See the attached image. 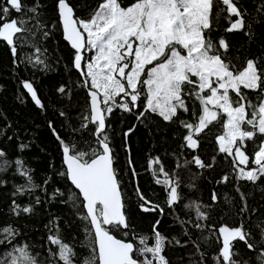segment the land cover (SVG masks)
Listing matches in <instances>:
<instances>
[{
  "label": "trees",
  "instance_id": "obj_1",
  "mask_svg": "<svg viewBox=\"0 0 264 264\" xmlns=\"http://www.w3.org/2000/svg\"><path fill=\"white\" fill-rule=\"evenodd\" d=\"M134 1L120 0V3L127 6ZM69 2L75 15L86 19L101 0ZM3 3L4 0H0V5ZM24 3L32 6L33 0H24ZM38 3L41 5L39 22L43 27H37L36 19L30 20L27 27L33 29V33L27 34V43H17L15 55L12 46L0 39V151L4 153L0 157V228L11 226L17 233L8 243L6 234L0 232V241H4L0 243V256L12 251L14 245H27L38 264H63L58 257V246L48 239L59 234L63 242L74 249V264H85L97 254L95 237L89 220L84 218L83 199L67 177L61 140L76 151L87 152L85 159L92 158L93 150L101 149L94 136L95 125L88 123L84 127L87 123L84 117L90 115L89 89L84 85L85 78L74 67L76 52L63 38L58 0H38ZM262 5L264 0H239V6L246 13L244 31L227 33L226 13L214 20L210 35L216 40L224 37L229 42L227 58L237 67L247 59L264 61ZM20 15L13 11L9 18ZM37 47L40 53L36 52ZM37 56L43 60L42 64L35 63ZM26 81L32 84L43 107L35 103L23 86ZM61 87L64 92L59 91ZM245 91L253 103H258L256 92ZM188 102L192 110H199L198 100L192 98ZM137 103L138 107L132 111L114 107L106 118V134L129 224L127 229L112 232L139 245L142 236L149 237L150 242L154 239L153 226L159 221L157 230L167 238L163 254L169 264H200L193 242L205 253L203 264H215L214 257L221 244L213 235L212 226L243 224L245 230L251 232L249 242L255 248L248 249L243 241H234V251L238 254L235 259L238 264H264L261 258L264 252L261 239L264 177L255 183L236 178L232 158L218 151L216 137L223 132L222 123L214 122L201 133L200 146L193 151L184 147L183 136L187 130L179 120L168 122L150 112L138 118L144 111L143 94ZM180 119L193 122L194 117L191 111L181 112ZM224 119L226 117H221V122ZM196 155L212 167L199 168L195 164L177 167ZM157 157L165 171L180 178L181 199L172 207L168 206L165 186L156 183L157 179H164L163 175L153 174L159 165L149 168V161ZM18 159L23 162L22 168L15 163ZM249 167L254 165L250 162ZM23 170H27V175H21ZM224 176L229 178L226 182ZM213 193L217 196L216 202L212 200ZM141 194L151 204L159 205V209L144 211ZM192 202L208 206L203 209L209 216L202 221L207 226L203 231L192 226L195 212L185 207ZM244 203L247 210L241 213ZM16 206L32 210L17 214L13 211Z\"/></svg>",
  "mask_w": 264,
  "mask_h": 264
},
{
  "label": "snow or ice",
  "instance_id": "obj_2",
  "mask_svg": "<svg viewBox=\"0 0 264 264\" xmlns=\"http://www.w3.org/2000/svg\"><path fill=\"white\" fill-rule=\"evenodd\" d=\"M40 7L38 0H33L32 6L26 5L24 0H4L0 5V39L12 46L14 55L17 43H27V34L33 33V29L27 27L30 20L36 19L37 27H43L39 22ZM13 11L21 14L19 18H9ZM28 13L32 15L28 16ZM58 13L64 38L76 50L74 66L85 77L84 85L89 89L90 115L84 117L87 121L84 127L88 123L95 125L94 136L101 149L99 152L93 150L92 158L85 159L87 152L76 151L61 140L66 174L83 197L84 218L89 220L95 233L97 254L85 264H96L97 260L99 264H169L163 254L167 238L157 230L159 221L153 226L151 242L149 237L142 236L137 245L112 234V230L127 229L129 224L123 212L120 182L106 134L107 114L112 113L114 107L132 111L138 107L137 102L143 94L144 111L138 118L150 112L168 122L179 120L187 130L183 136L184 147L193 151L200 146L201 133L214 122L222 123L223 132L216 137L218 151L232 158L238 180L252 183L260 180L264 177V61L247 59L237 67L227 58L229 42L224 37L216 40L210 35L214 20L221 13H226L227 33L244 31L246 13L239 6V0H135L127 7H122L120 0H101L86 19L75 15L69 0H58ZM90 50L95 54L86 60L85 53ZM40 51L37 47L36 52ZM35 63L42 64L43 60L37 56ZM23 86L35 103L43 107L32 84L26 81ZM245 90L256 92L258 103H253ZM59 91L65 89L61 87ZM117 97L121 98L120 103H117ZM192 98L199 101L198 111L190 108L188 101ZM190 111L193 122L180 119L181 112ZM221 117L226 119L221 122ZM2 156L4 153L0 151ZM250 162L254 167H249ZM15 163L22 168L21 160ZM154 164L159 168L153 174L164 177L156 183L165 186L167 203L172 207L181 199L180 178L165 171L159 157L149 161V168ZM187 164L212 167L198 155L177 167ZM21 175H27V170ZM228 179V176L223 177L225 182ZM28 180L31 182L30 176ZM140 198L144 201L141 205L144 211L159 209V205L151 204L142 194ZM212 200H217L215 193ZM241 200H245L243 193ZM185 207L195 212L192 226L203 231L207 226L202 221L209 219L203 209L208 206L192 202ZM31 210L19 206L13 209L17 214ZM246 210L244 203L240 211ZM0 232L6 234L8 243L17 235L11 226L0 228ZM212 233L221 244L214 257L215 264H238L234 241H243L248 249L255 248L249 242L252 234L243 224L233 227L225 223L218 228L213 225ZM48 239L58 246V257L63 264H74L76 254L72 246L63 242L59 234ZM261 239L264 240V227L261 228ZM193 244L200 255V264H203L205 253L200 251L198 244ZM261 258L264 262V252ZM0 264L38 262L27 245H14L12 251L0 256Z\"/></svg>",
  "mask_w": 264,
  "mask_h": 264
},
{
  "label": "water",
  "instance_id": "obj_3",
  "mask_svg": "<svg viewBox=\"0 0 264 264\" xmlns=\"http://www.w3.org/2000/svg\"><path fill=\"white\" fill-rule=\"evenodd\" d=\"M59 14V13H58ZM59 20H60V17H59ZM60 23H61V26H62V34H63V38H64V32H63V25H62V22H61V20H60ZM64 40H65V38H64ZM68 44H69V46L71 47V44H70V42L69 41H67V40H65ZM72 48V47H71ZM73 49V48H72ZM75 52H76V50L75 49H73ZM75 59V58H74ZM75 67V66H74ZM76 69V68H75ZM77 70V69H76ZM77 72H79L80 73V75L83 77V78H85L82 74H81V72L79 71V70H77ZM89 106H90V96H89ZM109 145H110V143H109ZM110 148H111V146H110ZM111 153H112V148H111ZM112 157H113V153H112ZM63 164H64V166H65V169H66V172H67V168H66V165H65V163H64V154H63ZM113 167H114V162H113ZM68 177V176H67ZM69 179V178H68ZM69 181H70V179H69ZM71 182V181H70ZM72 184V183H71ZM73 185V184H72ZM74 186V185H73ZM74 188H75V186H74ZM76 189V188H75ZM78 192H79V190L78 189H76ZM120 191H121V187H120ZM80 194V193H79ZM121 194H122V191H121ZM80 196L82 197V195L80 194ZM82 199H83V197H82ZM84 202V201H83ZM122 202H123V196H122ZM84 209H85V207H84ZM85 212H86V209H85ZM123 212H124V214H125V211H124V203H123ZM125 216H126V214H125ZM127 218V217H126ZM91 227H92V225H91ZM92 230H93V233H94V229H93V227H92ZM112 234L113 235H115L113 232H112ZM116 236V235H115ZM94 237H95V233H94ZM118 239H124V238H121V237H118V236H116ZM126 240H130V239H126ZM130 241H133V240H130ZM134 242V241H133ZM135 243V242H134ZM99 262V261H98Z\"/></svg>",
  "mask_w": 264,
  "mask_h": 264
},
{
  "label": "rangeland",
  "instance_id": "obj_4",
  "mask_svg": "<svg viewBox=\"0 0 264 264\" xmlns=\"http://www.w3.org/2000/svg\"><path fill=\"white\" fill-rule=\"evenodd\" d=\"M135 2V1H134ZM133 2V3H134ZM133 3H131V4H133ZM131 4H129V5H127V6H130ZM122 6V5H121ZM127 6H122V7H127ZM94 51H87L86 53H85V59L86 60H90L93 56H94ZM121 102V98L120 97H117V103H120ZM241 167H243V165H241ZM140 259H142V257H140Z\"/></svg>",
  "mask_w": 264,
  "mask_h": 264
},
{
  "label": "flooded vegetation",
  "instance_id": "obj_5",
  "mask_svg": "<svg viewBox=\"0 0 264 264\" xmlns=\"http://www.w3.org/2000/svg\"><path fill=\"white\" fill-rule=\"evenodd\" d=\"M79 73V72H78ZM80 74V73H79Z\"/></svg>",
  "mask_w": 264,
  "mask_h": 264
}]
</instances>
